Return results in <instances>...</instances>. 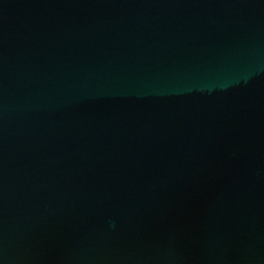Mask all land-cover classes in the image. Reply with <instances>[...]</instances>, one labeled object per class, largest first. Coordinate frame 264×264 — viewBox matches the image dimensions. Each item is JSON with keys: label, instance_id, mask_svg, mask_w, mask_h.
Returning <instances> with one entry per match:
<instances>
[{"label": "water", "instance_id": "obj_1", "mask_svg": "<svg viewBox=\"0 0 264 264\" xmlns=\"http://www.w3.org/2000/svg\"><path fill=\"white\" fill-rule=\"evenodd\" d=\"M0 264H264V0H0Z\"/></svg>", "mask_w": 264, "mask_h": 264}]
</instances>
